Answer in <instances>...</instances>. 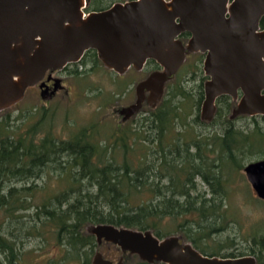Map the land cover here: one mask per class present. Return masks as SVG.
<instances>
[{"label":"trees","instance_id":"trees-1","mask_svg":"<svg viewBox=\"0 0 264 264\" xmlns=\"http://www.w3.org/2000/svg\"><path fill=\"white\" fill-rule=\"evenodd\" d=\"M129 1L133 0H86L85 13ZM260 26L264 29V18ZM188 36L182 35L181 40ZM90 60L95 66L103 65L91 50L81 62L64 69ZM147 65L154 66L153 72L161 69L155 61ZM172 80L149 117L136 122L139 127L117 126L108 135L94 123L70 128L65 119L61 127L70 132L64 136L57 130V115L46 108L20 111L17 116L14 109L0 112V255L7 264H19L18 241L8 230L20 223L36 230L38 236L42 229H49L62 247L61 264H93L99 244L88 228L102 224L150 231L159 239L181 235L204 255L237 258L208 254L202 243L225 232L231 223V176L243 171L251 159L264 156V116L227 118L237 103L223 96L217 100L212 121H202L201 114L192 121L212 124L225 118L223 132L198 134L187 122L194 116L185 105L189 94L182 86L172 89ZM179 96L184 102H176ZM197 99L196 112L205 100L203 83ZM241 117L250 119L251 128H236ZM52 171L58 172V181L50 197L39 196L45 184L27 186ZM198 181L205 192L200 191ZM31 211V220L24 219L27 216L22 214ZM247 242L250 257L264 264V223L251 231ZM134 258L138 259L135 264H163Z\"/></svg>","mask_w":264,"mask_h":264},{"label":"water","instance_id":"water-1","mask_svg":"<svg viewBox=\"0 0 264 264\" xmlns=\"http://www.w3.org/2000/svg\"><path fill=\"white\" fill-rule=\"evenodd\" d=\"M86 0H0V111L14 107L28 87L49 91L46 74L81 62L96 51L104 67L118 75L149 61L160 70L137 88V103L125 114L139 113L146 92L152 108L188 54L205 55L202 121H212L216 102L237 103L232 118L264 116V0H133L84 17ZM189 34L187 44L182 35ZM59 84L55 85V91ZM244 172L264 201V159ZM98 244L108 242L148 263L256 264L253 257L218 258L200 253L178 236L157 238L112 225L91 226ZM93 264H122L96 253Z\"/></svg>","mask_w":264,"mask_h":264},{"label":"rangeland","instance_id":"rangeland-1","mask_svg":"<svg viewBox=\"0 0 264 264\" xmlns=\"http://www.w3.org/2000/svg\"><path fill=\"white\" fill-rule=\"evenodd\" d=\"M182 41L185 43L187 39ZM201 56V53L190 54L183 68L169 84L172 89L182 86L189 94V99H185V105L190 110V113L194 115L187 117V122H191V130L198 134H219L223 132L221 126L226 121L225 118H219L212 124L204 122L201 124V120V123L192 122L197 115L200 116L202 114L203 101L200 110L196 112L197 98L200 86L203 83L204 89V83L207 80H204L207 77L203 69L205 57ZM153 71H155L154 66L147 65L142 71L131 68L126 74L118 75L106 69L102 64L98 63L95 66L90 60L87 64L71 66L66 70L57 69L48 72L46 79L51 77L52 83L47 94L42 95L39 85L28 87L24 99L18 103V106L8 109H14V116H17L20 111L28 112L32 109L46 108L57 115V130L59 132L62 130L64 136H67V133L70 132V129L64 130L61 127L65 119L72 125L70 128L90 126L94 123L99 126L103 135L110 134L117 126L136 128L139 127L136 122L143 123L144 118L149 117V111L153 105L151 93L146 92L145 100L138 114L127 119L124 112L137 103V88ZM57 83L59 88L55 91ZM165 90L167 89L165 88ZM178 101L184 102V99L179 96L176 98V102ZM231 115L232 109L226 114V117L229 118ZM235 126L238 129L248 130L251 128V121L249 118L241 117L235 122ZM261 126L264 127L263 121ZM262 159H264V156L256 157L251 159L250 163ZM57 173L55 171L47 172L44 180L33 179L27 186L35 183L42 187L45 184L46 189L39 196L50 197L55 193L58 181L56 179ZM231 180L230 195L232 199L230 204H228L229 210L231 211L232 209L231 223L225 232L213 234L202 243V246L208 254L217 252L220 254L219 256L235 255L237 258L251 256L250 245L247 240L251 231L258 224L264 223V203L257 197L247 180L244 170L238 173L235 172L231 176ZM198 182L200 191L205 192L207 190L206 187L200 181ZM196 194L197 192L194 195ZM32 213L34 214L31 211L29 214L22 215L27 216L24 219L31 220ZM233 218L236 221H233ZM18 226L12 224L8 231L11 232L12 237L16 238V242L18 241L15 249L19 253V264H61L63 257L62 247L60 248L57 245L56 239L51 236L49 229H42V234L38 236L36 230H28L22 223ZM176 236L182 239L181 235ZM96 253L115 263L121 262L125 264L130 261L129 263L135 264L138 260L134 258L135 255L124 253L119 247L108 242L99 244ZM0 264H7L4 255H0ZM66 264L78 263L68 262Z\"/></svg>","mask_w":264,"mask_h":264},{"label":"flooded vegetation","instance_id":"flooded-vegetation-1","mask_svg":"<svg viewBox=\"0 0 264 264\" xmlns=\"http://www.w3.org/2000/svg\"><path fill=\"white\" fill-rule=\"evenodd\" d=\"M170 1V0H169ZM189 35V34H188ZM186 39H187V42H185L184 44H187L188 43V41H189V39H190V35L188 36V37H186ZM189 55V54H188ZM187 55V56H188ZM203 65H204V63H203ZM206 76V75H205ZM45 83H46V85L50 88V84L52 83V79H51V77H49V78H47L46 79V76H45V78H44V80H43ZM40 85H41V83H40ZM40 85H39V87H40ZM232 100V99H231Z\"/></svg>","mask_w":264,"mask_h":264}]
</instances>
